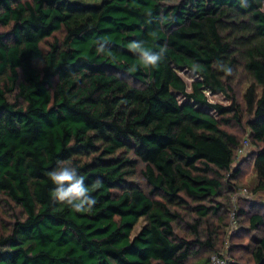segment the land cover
Listing matches in <instances>:
<instances>
[{"label": "trees", "instance_id": "trees-1", "mask_svg": "<svg viewBox=\"0 0 264 264\" xmlns=\"http://www.w3.org/2000/svg\"><path fill=\"white\" fill-rule=\"evenodd\" d=\"M134 41L166 46L157 67L129 50ZM179 69L199 77L191 91ZM239 70L244 107L233 96ZM245 112L240 143L226 127ZM246 139L260 145L264 190V0H0V204L19 209L0 230V264H189L215 249L202 227L232 199L226 174ZM59 161L84 177L90 213L51 199ZM140 164L148 191L132 181ZM181 224L194 240L177 234ZM250 225L261 235L244 249L264 264V217Z\"/></svg>", "mask_w": 264, "mask_h": 264}, {"label": "rangeland", "instance_id": "rangeland-1", "mask_svg": "<svg viewBox=\"0 0 264 264\" xmlns=\"http://www.w3.org/2000/svg\"><path fill=\"white\" fill-rule=\"evenodd\" d=\"M57 37H60V35H57ZM177 72L187 83L188 90L191 91L192 83L199 80V77L186 69H179ZM248 85V75L243 72V70H239L233 83V96L242 107H244L243 96ZM207 96L211 103L221 104L223 106L232 105V99L223 94H211L207 92ZM178 99L180 102L185 101V98L181 95H178ZM211 113L215 115L214 112ZM249 119L250 116L245 112L240 123L234 122L232 126L226 127L229 132L238 136L240 143L251 133L247 123ZM259 147L260 145L255 144V142L252 141V144L245 149L244 154H237L232 170L229 174H226L225 179V188L231 189V191L235 189L234 194L230 196L232 199L229 203L223 199L218 200L219 202L223 201L224 205H226L222 210V213H220L221 219L214 217L202 227L203 231L206 232V237L207 232L214 231L216 233L214 238L215 249H203L197 257H194L189 261V264H201L204 260L209 259L215 253L227 257L231 264H252L251 255L244 249V245H246V243L252 238L259 237L261 232L253 230L250 225V217L255 214L264 217V190L259 189L260 179L254 168V157L257 154ZM141 169L142 165L140 164L132 181L138 183L143 190L148 191L149 186L141 174ZM237 169H240V173L236 178H233L231 175L234 174ZM229 185L232 186V188H230ZM240 207L244 209L245 213L241 216L237 225L234 226L231 214L234 210H237ZM183 213H185L184 215H186V221L188 223L196 217L194 213H189V215L185 211H183ZM16 214H19V209L12 210V207H6L3 204H0V230L3 224L9 225L13 222ZM144 224V221L141 220L135 228L132 237L136 236L141 231ZM176 230L177 234L184 239L189 241L195 239L186 224L177 226Z\"/></svg>", "mask_w": 264, "mask_h": 264}, {"label": "clouds", "instance_id": "clouds-1", "mask_svg": "<svg viewBox=\"0 0 264 264\" xmlns=\"http://www.w3.org/2000/svg\"><path fill=\"white\" fill-rule=\"evenodd\" d=\"M97 52L105 51V43L97 41ZM129 50L136 53L145 67H157L163 60L166 46L161 47L159 52H152L144 47L143 41H134L129 45ZM219 70L225 76L233 75V69L223 62H217ZM134 70V69H132ZM48 177L55 186L51 193V199L59 204L70 207L74 212L90 213L96 204V199L90 195V189L84 183V177L78 174L77 168L71 161H59L57 167L48 173ZM102 187V182L97 180L91 190Z\"/></svg>", "mask_w": 264, "mask_h": 264}, {"label": "built area", "instance_id": "built-area-1", "mask_svg": "<svg viewBox=\"0 0 264 264\" xmlns=\"http://www.w3.org/2000/svg\"><path fill=\"white\" fill-rule=\"evenodd\" d=\"M250 145V141L248 139L245 140L244 144H243V147L238 151V155H241V154H244L245 152V149L247 147H249ZM236 212L237 210H234L231 214L232 216V219H233V224L234 226L237 225V217H236ZM230 261L228 260L227 257H224L223 255H220V254H214L212 257H211V261H210V264H229Z\"/></svg>", "mask_w": 264, "mask_h": 264}]
</instances>
